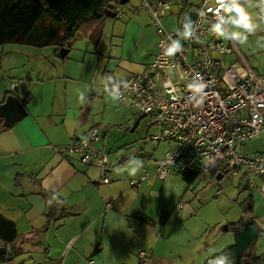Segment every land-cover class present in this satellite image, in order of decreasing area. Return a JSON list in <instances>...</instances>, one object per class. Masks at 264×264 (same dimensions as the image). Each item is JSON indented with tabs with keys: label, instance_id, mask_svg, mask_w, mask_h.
<instances>
[{
	"label": "crops",
	"instance_id": "obj_1",
	"mask_svg": "<svg viewBox=\"0 0 264 264\" xmlns=\"http://www.w3.org/2000/svg\"><path fill=\"white\" fill-rule=\"evenodd\" d=\"M189 1H174L164 16L175 7L182 20L180 25L183 24L190 12L185 13V9L191 6V11H194L200 0L195 6ZM241 4L251 14L256 27L254 33L247 34L245 44H249L248 51L257 53L259 60L254 58L253 64H248L247 57L250 56L242 50L246 49L245 44L233 43L240 59L264 74V0ZM226 15L225 29L243 31L232 27V14ZM154 55L150 61L142 64L137 73L144 70ZM0 57L2 59L1 53ZM50 57L60 62L53 51ZM47 73L52 78L39 80L35 77L27 80L29 78L26 76L22 84L14 88L11 86L13 82L7 85L3 81V74L0 76V105L9 95L18 98L22 104L27 101L24 107L27 115L13 125L3 126L4 119L0 117V213L15 222L20 235L18 245L24 243L23 248L28 252L19 259L37 248L41 249L43 256L29 264H137L136 252L143 250L148 253L149 264H198L192 257L190 246L195 242L206 243L207 238L201 241V238L196 237L197 232L193 227L188 229L178 221L181 217L179 211L183 209L181 203L173 206L161 201L163 191L160 196H156L153 191L150 195L144 194V190L159 187L154 181L152 187L139 190L131 189L129 182L120 180L118 183L113 180L109 184H102L100 179L103 173L96 180L87 169L94 166L80 163L77 156L76 161L73 158L75 156L54 152L55 148H64L72 139L88 132L82 128L85 120L83 110L69 107L68 103L74 96L66 94L64 107L56 105L59 103L57 94L69 78L64 72ZM127 77L120 79L112 76L109 87L121 83ZM78 84L84 98L86 95L91 97L94 90L91 83L78 80ZM64 89L68 87L64 86ZM138 152L137 159L147 154L154 155L156 151L154 149L144 154L143 148H139ZM256 153L264 154V151L251 154ZM150 165L153 166L152 171L149 170ZM147 169L152 173L155 167L150 163ZM142 171L141 166L139 176ZM175 173L177 171L169 174L165 180L156 182H164ZM238 178L245 180L241 176ZM255 180L259 182L258 178ZM226 223L228 225L229 221ZM227 225L223 232H228ZM214 246L213 254H209L202 264H212L216 255L224 249L217 250ZM212 248L208 245L207 251ZM60 249L63 250L61 257L53 259L51 251Z\"/></svg>",
	"mask_w": 264,
	"mask_h": 264
},
{
	"label": "built area",
	"instance_id": "obj_2",
	"mask_svg": "<svg viewBox=\"0 0 264 264\" xmlns=\"http://www.w3.org/2000/svg\"><path fill=\"white\" fill-rule=\"evenodd\" d=\"M174 1L142 0L141 6L134 10L150 13L158 34L157 51L141 73L119 83L122 96L118 105L126 104L138 116L149 118L155 132L146 136L144 144L166 143L169 147L159 159H154L152 154L139 157L143 171L129 180V187L147 189L153 185L151 178L165 180L175 171L208 172L218 165L234 178L243 177L250 189L264 197V154L242 151L245 145L264 134V74L240 59L233 41L212 32V25L220 22L215 16V0L199 1L191 22L193 37L180 36L182 26L177 32H168L161 24V17ZM254 1L260 0H241V3ZM210 8L212 11H208ZM115 15L123 17L119 10ZM221 16L225 28L224 10ZM173 39H179L183 49L166 56L165 47ZM22 82L18 80L11 86L14 88ZM197 84L206 85L202 92L195 91ZM114 86L104 92L111 94ZM92 96L103 95L99 91ZM98 140L96 129H91L54 152L77 156L80 163L97 167L103 173L100 183L109 184L113 179L107 173L114 165L108 154L92 147ZM169 157L173 164L168 163ZM150 163L155 167L152 173L147 169ZM136 254L137 264L150 263L146 251L138 250Z\"/></svg>",
	"mask_w": 264,
	"mask_h": 264
},
{
	"label": "rangeland",
	"instance_id": "obj_3",
	"mask_svg": "<svg viewBox=\"0 0 264 264\" xmlns=\"http://www.w3.org/2000/svg\"><path fill=\"white\" fill-rule=\"evenodd\" d=\"M189 2L195 6L198 0ZM141 3L142 0H131L118 9L123 13V17L104 20L97 46L80 32L76 35L67 58L63 61L59 59L60 62L57 58L50 57L52 46L37 48L29 45L6 44L0 47L2 55L0 76L3 74V81L7 85L25 80L26 76L29 78L27 80H33L35 77L39 80L52 78L47 75V71L66 74L69 79L65 81L63 88L67 86L68 89L63 90L61 87L57 94L59 103L57 102L56 105L64 107L66 94L74 96L68 103L69 107L74 106L83 110L85 120L81 127L84 132L96 129L100 140L92 143V147L108 154L114 167L107 176L117 183L119 180L128 183L130 179L139 176L141 168L136 175L129 174L130 168L135 166V161H139L137 159L140 154L139 148H143L144 154L155 149L153 158L159 159L169 147L166 143L144 144L146 136L155 132L149 118L143 117L134 132H131L130 129L138 118L137 113L126 104L118 106V100H114L111 94L104 92L109 87L112 76L121 79L131 73L140 72L142 64L150 61L156 54L158 34L150 13L143 9L134 12ZM181 21L175 7L166 16L161 17V24L168 32H177ZM245 46V50L241 49L250 56L247 57L248 64H253L254 58L257 59V53L247 50L249 44ZM10 49L13 51H8ZM78 80L90 82L94 88L91 94L97 95L101 91L103 96L94 99L86 95L84 102L81 103L79 95L82 90ZM260 150L264 151V134L245 145L242 151L251 154ZM121 160L122 162L119 163ZM87 169L94 179H99L100 169L95 166ZM152 169L153 166L150 165L149 170ZM151 179L159 187H155L154 190H144V194L150 195L153 191L156 196H160L163 191L161 201L171 203L173 206L181 203L183 207L179 211L181 217L178 218L179 220L175 219L188 229L193 227L197 232L196 237L201 238V241L202 238L204 241L207 238L206 243L195 242L190 246L192 257L198 264H202L203 260L210 256L209 254H213V245L219 250L218 248H226L233 243V233L223 232V229L227 221L235 222L242 216L245 201L251 200L254 216L262 230L254 251L257 250L256 254L260 256L261 264H264V197L257 190L249 189L245 180L234 178L227 172L222 178L216 179L213 171L200 172L196 169L186 171L184 174L177 172L164 182ZM168 199L172 200L166 201ZM190 213L191 215L188 216ZM208 245L212 248L210 251H207ZM51 252L54 259L56 256L61 257L63 250ZM42 256L41 249L36 248L31 254H26L20 259L17 257L13 262L6 264H29Z\"/></svg>",
	"mask_w": 264,
	"mask_h": 264
},
{
	"label": "trees",
	"instance_id": "obj_4",
	"mask_svg": "<svg viewBox=\"0 0 264 264\" xmlns=\"http://www.w3.org/2000/svg\"><path fill=\"white\" fill-rule=\"evenodd\" d=\"M184 3L186 6L187 2ZM125 5H120L118 0H0V47L6 44L37 48L52 46L54 55L63 61L80 32L97 46L103 22L109 19L105 11L109 9L116 13ZM191 9L188 6L185 13ZM26 103L23 101V107ZM209 171H213L216 176L223 177L224 174L218 165ZM226 230L233 233L234 242L222 249L215 258L227 255L230 264H261L254 250L262 230L254 216L251 200L245 201L242 216L229 223ZM19 240L15 222L0 213V264L28 253L23 248L24 243L18 245ZM9 251L12 259L8 260Z\"/></svg>",
	"mask_w": 264,
	"mask_h": 264
},
{
	"label": "clouds",
	"instance_id": "obj_5",
	"mask_svg": "<svg viewBox=\"0 0 264 264\" xmlns=\"http://www.w3.org/2000/svg\"><path fill=\"white\" fill-rule=\"evenodd\" d=\"M217 5L215 9V16L220 18V22H216L212 25V32L215 33L218 37H222L224 39H230L232 41H236L240 44L247 43L248 35L252 34L256 31V27H254L252 22L251 14L242 6L241 0H215ZM221 10H224L226 13L232 14L230 16V22L232 27L235 29H242L243 31H228L225 29L223 25V16H221ZM208 11H212V9H208ZM189 20L188 16H185V21ZM179 31V30H178ZM184 39H189L193 37V32L191 30V24L185 23L183 24V32L180 34ZM171 39V38H170ZM183 49V45L179 39L171 40V43L165 47L164 54L166 56H173L178 52H181ZM206 85L197 84L194 85L195 91L202 92L203 88ZM125 87L127 85L125 84ZM112 98L114 100H120L122 93L120 91V85L117 84L114 86L111 92ZM79 99L81 103L84 102V93H80ZM209 162H211V158H209ZM168 163L173 164V160L169 157ZM142 166V161H135V166L131 167L129 170L130 175H136ZM212 264H230V261L227 255H221L216 258Z\"/></svg>",
	"mask_w": 264,
	"mask_h": 264
},
{
	"label": "water",
	"instance_id": "obj_6",
	"mask_svg": "<svg viewBox=\"0 0 264 264\" xmlns=\"http://www.w3.org/2000/svg\"><path fill=\"white\" fill-rule=\"evenodd\" d=\"M131 0H118L120 5L127 4ZM105 15L109 19L115 18V13L109 9L105 11ZM186 16L189 17V20L183 21L185 23H190L192 22L194 16H195V11H190ZM183 24H182V30L180 33L183 32ZM27 115V112L25 108L23 107L22 103L18 100V98L14 97L13 95H9L6 97L4 103L0 105V117L4 119L3 126H11L14 123L18 122L20 119L25 117ZM143 118V115L139 116L133 123V126L131 127L130 131L134 132L135 128L138 126L140 120ZM119 162H122L119 161ZM222 178V175H217L216 179ZM11 252H8V257L7 259L9 260L11 257Z\"/></svg>",
	"mask_w": 264,
	"mask_h": 264
}]
</instances>
